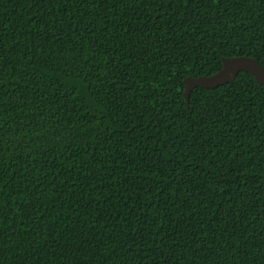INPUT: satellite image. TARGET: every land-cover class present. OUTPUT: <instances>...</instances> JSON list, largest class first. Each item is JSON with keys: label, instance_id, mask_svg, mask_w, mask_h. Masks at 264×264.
Listing matches in <instances>:
<instances>
[{"label": "trees", "instance_id": "obj_1", "mask_svg": "<svg viewBox=\"0 0 264 264\" xmlns=\"http://www.w3.org/2000/svg\"><path fill=\"white\" fill-rule=\"evenodd\" d=\"M264 0H0V264H264Z\"/></svg>", "mask_w": 264, "mask_h": 264}, {"label": "water", "instance_id": "obj_2", "mask_svg": "<svg viewBox=\"0 0 264 264\" xmlns=\"http://www.w3.org/2000/svg\"><path fill=\"white\" fill-rule=\"evenodd\" d=\"M245 70L252 73L255 78L264 85V67L252 58L246 56L231 57L223 59V67L215 74L209 76L187 77L185 79V96L189 105L190 92L198 87L214 88L218 85L232 82L239 71Z\"/></svg>", "mask_w": 264, "mask_h": 264}]
</instances>
